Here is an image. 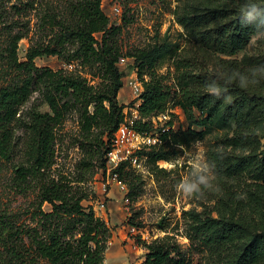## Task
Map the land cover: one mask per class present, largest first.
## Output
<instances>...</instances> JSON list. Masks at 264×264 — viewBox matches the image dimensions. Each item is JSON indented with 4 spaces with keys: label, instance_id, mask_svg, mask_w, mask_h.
I'll return each mask as SVG.
<instances>
[{
    "label": "trees",
    "instance_id": "trees-1",
    "mask_svg": "<svg viewBox=\"0 0 264 264\" xmlns=\"http://www.w3.org/2000/svg\"><path fill=\"white\" fill-rule=\"evenodd\" d=\"M17 2L14 8L18 14L36 11L37 37L31 39L26 61L21 62L19 43L31 29L20 21L17 25L25 31H8L10 39L0 50V161L19 158L15 135L18 127L24 128L25 149L22 161L14 168L13 189L21 195L33 191L37 196L25 213L0 207V264H105L110 229L92 207L83 205L89 193L80 183L90 177L82 173L81 178L64 182L51 178L50 171L56 162L57 129L73 110L81 123V167L91 170L96 161L99 169H106L113 135L125 119L126 105L119 101L127 75L119 66L123 58L134 59L130 69H137L144 85L137 129L151 130L148 118L166 113L171 100L182 108L190 124L184 131L163 135L166 143L161 147L140 153L154 167L159 169V161L179 153L178 146L204 139L214 131L224 132L219 148L209 153V160L216 163L218 180L227 185L217 215L207 208L188 211L189 238L207 249L213 259L206 264H264V74L254 70L243 73L235 62L228 71H208L199 68L201 55L195 59L179 55L175 61L176 89H172L157 72L159 63L178 49L168 37L124 53L118 40L121 27L111 24L102 0H65L61 10L50 0ZM244 2L199 0L177 18L200 53L235 55L253 39V28L239 20ZM256 2L264 5V0ZM257 25L264 31V24L253 21V26ZM262 41L264 49V37ZM41 57H58L68 64L79 60L82 66L98 68L102 81L91 85L80 74L40 68L36 59ZM4 73L11 79L7 81ZM234 73L247 76L248 86L241 87ZM253 79L259 83H251ZM212 81L227 88L230 102L207 92L205 85ZM36 91L50 112L34 109L21 117V107ZM195 125L203 129L198 131ZM128 169V164L120 166L119 179L130 174ZM231 182L242 184V197L233 192ZM142 186L143 180L138 184L131 181L128 198H136ZM45 203L51 205V211L43 209ZM147 249L143 264H195L177 243L165 238Z\"/></svg>",
    "mask_w": 264,
    "mask_h": 264
},
{
    "label": "rangeland",
    "instance_id": "rangeland-1",
    "mask_svg": "<svg viewBox=\"0 0 264 264\" xmlns=\"http://www.w3.org/2000/svg\"><path fill=\"white\" fill-rule=\"evenodd\" d=\"M50 2L54 7L59 6L61 10L65 0H50ZM198 2L199 0H102V8L110 18L111 24L121 27L118 40L124 53L148 47L166 37L178 44L176 52L165 57L157 67L158 74L165 77L164 82L172 89H176L175 61L179 55L193 59L201 55L203 61L199 64V68L204 67L208 71H222L223 68H227L225 70L228 71L234 62L238 70L241 69L243 73L246 70L252 71L264 66L263 37L252 39L245 50L235 55L200 53L193 38L177 18L178 13L191 8ZM17 3V0H0V50L10 39L8 31L13 34L25 31V28H21V25L18 26L17 23L21 21L28 24L31 29L29 36L19 43L18 54L22 62L26 61L31 39L37 37L35 32L38 18L34 10L18 14L17 9L14 8ZM133 60L125 58L119 63L120 68L127 72L124 87L119 93V101L126 105L125 109L129 117L135 113L133 108H139L141 104V101L137 103L139 100L132 86V81L136 79V76L139 77L137 69H130ZM2 63L0 62V65ZM36 64L40 68H51L55 71L64 69L80 74L88 79L91 85H98L102 81L98 68L82 66L79 60L68 64L58 57H41L36 59ZM4 75L7 81L11 79L10 75L5 73ZM258 75L263 74L258 73ZM34 109L50 112L49 105L43 100L39 91L34 92L30 100L21 107V117ZM148 119L152 121L156 131H160L157 127L161 129L169 121L175 123L178 131H184L190 127L184 111L176 105L175 100L169 102L165 117L157 115ZM193 128L198 131L203 129L196 125ZM223 135L222 131H214L204 139L195 140L194 142H197L195 144L191 142L189 145L178 146L179 153L168 160L159 161V169L154 167L147 157H144L138 165H129L130 169L127 170L130 172L129 175L126 174L123 179L115 181L107 172L97 167L96 161L93 162L94 167L92 166L91 170L85 171L81 167L84 158V152L78 145L81 137V123L79 114L73 110L66 115L64 122L57 129L56 162L50 175L51 178L64 182L81 178L82 173L90 177L86 182L80 183V186L89 193V198L83 202V205L92 207L95 216L105 221L110 229L111 236L107 243L105 264H143L148 252L147 245L164 238L170 243H177L187 259L195 264H206L213 259L207 249L189 238L188 211L193 209L203 211L207 208V211L217 215V207L225 195L227 185L223 186L215 174L212 188L202 199H187L176 191V185L182 179L190 178L191 169L186 161H181L175 167L170 166L169 162L184 157V149L189 153L198 151L206 155L209 160L211 149L219 148ZM25 138L24 128L18 127L15 144L19 158L13 162L0 161V207L16 213H25L37 196L33 191L27 195H21L13 189L14 168L22 161ZM139 180H143L142 191L136 198H128L131 181L138 184ZM230 184L233 185V192L242 197L244 194L240 186L242 184L232 182ZM43 209L51 211V205L45 203ZM38 264H43V261Z\"/></svg>",
    "mask_w": 264,
    "mask_h": 264
},
{
    "label": "clouds",
    "instance_id": "clouds-1",
    "mask_svg": "<svg viewBox=\"0 0 264 264\" xmlns=\"http://www.w3.org/2000/svg\"><path fill=\"white\" fill-rule=\"evenodd\" d=\"M240 23L253 28V39L264 37V31L260 26H253V21L259 20L264 24V5L256 2V0H245L239 9ZM254 72L264 74V66L255 69ZM233 76L238 80L241 87H247L249 78L240 73H234ZM251 83H259L258 80H251ZM207 92L215 96L217 99L223 97L227 102L231 101V96L226 95L227 88H222L216 81H212L205 85ZM197 142H194V144ZM185 156L179 157L174 161H170V166L175 167L181 161H186L190 167V178L182 179L176 185V191L187 199H202L206 192L212 188V180L216 174L215 161L208 160L207 156L200 152L189 153L184 149Z\"/></svg>",
    "mask_w": 264,
    "mask_h": 264
},
{
    "label": "built area",
    "instance_id": "built-area-1",
    "mask_svg": "<svg viewBox=\"0 0 264 264\" xmlns=\"http://www.w3.org/2000/svg\"><path fill=\"white\" fill-rule=\"evenodd\" d=\"M125 60V58L122 59ZM132 86L137 99L140 103V95L144 90V85L136 76V79L132 81ZM139 107V106H138ZM135 113L132 117L128 116L127 110L125 112L124 122L120 124L117 131L114 133L111 143V148L107 154V166L103 170L112 177L113 180L119 181V174L117 170L123 164L136 166L144 158L140 153L150 150L152 148H159L166 143L164 136L169 132H177L175 123L169 125L167 122L161 129L153 126L151 130L142 131L136 128V122L142 119L139 108H133ZM157 115H154V117ZM158 116H166V113ZM147 119H144V121ZM152 122V121H151ZM153 125V124H152ZM155 127V128H154Z\"/></svg>",
    "mask_w": 264,
    "mask_h": 264
}]
</instances>
